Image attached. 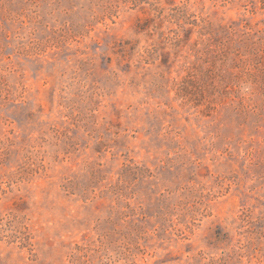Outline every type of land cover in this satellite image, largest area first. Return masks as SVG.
Returning a JSON list of instances; mask_svg holds the SVG:
<instances>
[{
    "label": "rangeland",
    "instance_id": "obj_1",
    "mask_svg": "<svg viewBox=\"0 0 264 264\" xmlns=\"http://www.w3.org/2000/svg\"><path fill=\"white\" fill-rule=\"evenodd\" d=\"M0 264H264V0H0Z\"/></svg>",
    "mask_w": 264,
    "mask_h": 264
},
{
    "label": "clouds",
    "instance_id": "obj_2",
    "mask_svg": "<svg viewBox=\"0 0 264 264\" xmlns=\"http://www.w3.org/2000/svg\"><path fill=\"white\" fill-rule=\"evenodd\" d=\"M241 95H250L252 92V85L250 82H241L240 85Z\"/></svg>",
    "mask_w": 264,
    "mask_h": 264
},
{
    "label": "trees",
    "instance_id": "obj_3",
    "mask_svg": "<svg viewBox=\"0 0 264 264\" xmlns=\"http://www.w3.org/2000/svg\"><path fill=\"white\" fill-rule=\"evenodd\" d=\"M228 87H229V85L226 84V86L224 88H228Z\"/></svg>",
    "mask_w": 264,
    "mask_h": 264
}]
</instances>
